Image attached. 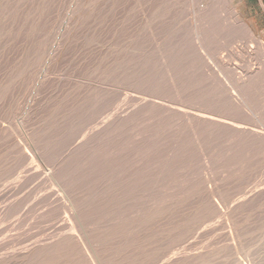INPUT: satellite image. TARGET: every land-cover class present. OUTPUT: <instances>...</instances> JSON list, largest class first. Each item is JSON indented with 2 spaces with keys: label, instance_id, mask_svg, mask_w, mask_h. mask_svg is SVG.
<instances>
[{
  "label": "bare ground",
  "instance_id": "obj_1",
  "mask_svg": "<svg viewBox=\"0 0 264 264\" xmlns=\"http://www.w3.org/2000/svg\"><path fill=\"white\" fill-rule=\"evenodd\" d=\"M101 1H98V2H101ZM198 1H200V0H198ZM229 1L223 0V2H222L223 8H221L222 11L225 10L226 8H228L229 11L227 13L228 14L227 18L230 19L229 24L227 23V21L225 22L226 19H224V17H222V19L219 20L220 19L219 13H222V12H220L221 6L218 7L220 9L219 10L217 7H215V4H214L213 6L215 8L214 7H212V8H213V10H216V8H217L218 9L217 13H216V11L213 14V13H210L209 10H202L203 12L200 14L199 18H197V21L195 20L193 22L191 21L192 23L190 22V26H192L191 27L192 34H189L190 30H189V32H187L188 30L185 31L189 35H191L190 38H189V35L187 36V34L186 35L184 34L182 36L180 35L179 38L176 40V38H177L176 36H178L179 33L177 35V33L175 34V32H176L175 31L174 32V34L176 35V36L174 35L175 41H173L171 43L170 41H168L169 40V37H168L167 41L169 42V45H167L166 48H164L165 46L161 48L157 44H154V43H156V42H153L154 39H153V41L152 40L149 41L151 39L150 37H149L150 39L148 38V40L145 39V42L149 41L147 44L145 43L146 45L141 43L143 41L140 42L139 39L141 36L139 35V37L137 36L139 38V39L137 38V44L140 42V44L144 45L143 48H139V49H141V50H139L136 47V45H134V47L139 50V51H137L134 47L131 48L132 46H128L131 48V50L133 49L132 51H134V53H136L135 50L137 52H139L138 53L139 56H137L136 55L137 53H136L135 54L136 60L134 59V56L132 58L133 62L131 60H129V65L126 66L127 67L126 69H128V68L129 69L126 71V75L124 74L125 77L124 76L123 77L125 78V81L128 83V87L129 86L130 87L131 86L141 87L140 92H139V90H137L138 94L137 93H134V94L140 95V93H141L143 97H140V96H137L134 94H130L131 93L130 92L129 94L127 93L128 95L125 94V96H124L125 98L123 96H121V98L123 97L122 100L123 99L124 100L122 103L119 102V101H122L120 99V93L116 92L117 88L114 89L112 87H113L114 83L118 84V81L120 80V78L122 76L121 77H119V75L116 76L117 73L120 72V71L116 70L117 68L114 71L115 73L111 72V70L115 67V65L113 67L111 65V62L109 63L110 60L109 61L107 60L109 64L106 63L107 61L105 58L104 61H106V62L105 63L103 62V63L107 64L108 66L111 65L113 67V68L111 67L112 69L110 68L111 69L110 71H108L109 68L106 69L107 70L106 72L107 73L111 72L112 75L114 76V79H115V77H117V78L119 77L118 78L119 80L118 79H117L118 81L116 80L117 82L113 81L114 83H113V85H111L112 86L111 89L109 88L111 92L110 91L108 92L105 89L106 93L107 92H108V94L110 93V97L108 98V100L110 99L109 101H111V105H113V106H110V105L105 106V107L100 106V108L102 110L105 109L106 107H108L107 111H109V112L111 111L109 109H113L112 112L109 113L110 115L107 114L108 116H104L107 112L106 111L107 108H106L105 113H103L104 115L102 116L105 118L102 119L98 123V125H97V123L94 122L96 127H93V129L90 132L86 133L85 135L82 133V135H84V136L81 138L80 141H78L76 139L78 141V144H77V146H75V148H74V146H72L73 149L70 148L71 138L68 137L69 138V141H68L69 145L67 144V142L63 143V145L67 144L70 149L67 148V146H66L65 149H67V150L65 151V154H64L65 149L62 147V144H61L60 147H61V149L63 148L64 150H60V147L58 149H59V152L63 151L62 154H64V155H61V153H60L59 156L56 155L55 158H53V162L52 163L50 162L51 164L48 162V164H50L49 165L50 167L52 165V169H48V168L45 169L44 168L46 171L48 170L46 172V171H43V169H41L39 165L33 166L32 163H29V164L26 163L27 166L25 165V167L22 171L23 174L22 175L19 174L21 176H19V177L16 176L17 178L14 181L11 180L12 182H10V179H11V177H10L9 180L7 179V181H9L10 183L6 181V183H8V184H6L5 181L2 182V183L6 184L5 186H3L4 187L3 192H5V190L10 189L9 192L13 191L14 194H15V192L20 190L24 185H26L30 181H32V186H30L31 183L29 185H27L28 187L30 186V188H28V190L26 189V187H24V191H25V189L27 190L25 193H24V191L20 190L24 193L22 196L16 197V196L11 195L12 197H16V198L9 201L5 205L4 208L0 207V209H1L0 219H3V220L10 219L11 220L8 224H6L0 228V235L3 234L2 238L0 236V264H107L105 262V259L107 257H109L110 255H107V257H106L103 249L105 251L107 250V252L110 253L108 250L111 247H109V248L107 247V249L102 248L104 246L102 241H105V242L108 241V242H110L109 244H112V245L114 242L115 247L117 244H120V245L125 244V242L129 241L130 238L132 239V237L134 235L135 236L138 235L137 233H140V232L142 233V231H140L142 228L141 227L142 225L144 226V229L148 227V226L146 227L144 225L146 223V222L143 223L144 219H149L150 221L155 220V219H153V216L155 215V213L157 214L160 212V211L157 212V210L159 209L157 206L164 207V206H161V205L165 204V202H163V201H162L161 205H158L159 201L161 200V195L163 194L162 191H160V190H164V189H159L161 187V185H159L160 183L157 182V178L160 176V175L158 176V173L165 172L164 169L170 170L169 169L170 165L173 163V161H175V159L177 157L179 158V156L176 155L177 153L180 154L181 152H185L191 147H193L192 148L193 150L195 149V147L197 145L192 144V143L191 144L194 145L195 147L190 146L188 148V146H187V148H188V149L186 148L187 150H185L186 146H184V148L182 147V145L186 143L185 140H186L187 136H190V137H187V139L188 138L190 139V142L193 139H194L193 141H196L199 139L200 142L202 141V143H205L206 142V141L204 142L205 139L204 140H202V139L208 133L211 136L212 135H219V134H221V136H222L224 134L225 136H229L231 138L230 141L232 142V147L229 145V143L227 144L226 147H228V145L230 146V149H228V150H230V152L233 153V156H235V158L239 156V154L236 155V153H238L240 150H241L240 152L243 151L242 150L243 147H240L242 145L247 146V149H245V151H246V153L244 155L245 157L247 156L249 158L250 154H255L256 152H259L262 155H264V130H257V128H254V127H256V125L259 124V123L255 124L253 126V123L257 122L255 118H254L255 122L254 121H253V123H251L252 121L250 122V119H252V117H253L252 115L250 117V112H253L254 109H257L256 111L258 112V109H260V108H258L257 105H259V100L262 99V98L259 99V97L264 96V61L262 63V66L259 67V71H256L254 69V67L252 68L253 65H248L247 68L244 67V69H245L244 74H239V75L236 73V71L234 69L235 66L232 67L233 66L232 65L230 67L228 65L230 62L234 63L233 62L234 59H238V58L242 59L243 58L244 61L249 60V62H250L249 58L252 56L254 58V55L260 54L259 56H261V55L263 56L264 55V41H260V40L258 41L255 38L253 32H251L248 25L241 19V17H236V12L234 10H232L234 8H231L232 6L231 7L229 6ZM104 2L105 1L103 0L102 3H104ZM97 3H95V4H97ZM207 4H208V2H207ZM218 4H220V3H218ZM145 7H147V6H145ZM213 10L212 11L210 10V11L213 12ZM183 11H185V9H183ZM143 13H144L143 15H145L144 20H146L147 22L149 21V18L151 19L152 16L156 18V16L148 14V12L147 13L143 12ZM198 13H200V12H198ZM224 15H226V14H224ZM135 16H136V14H135ZM140 18H141V16H140ZM184 18L187 19V17H184ZM225 18H226V16H225ZM132 19H130V20H132ZM152 19L154 21H156L154 18H152ZM123 21L126 22L125 19ZM149 24H151V23H149ZM178 25H180V24H178ZM141 26H139V28H138V26L136 25V27L138 29H141L140 28ZM144 26H146L145 23H144ZM158 26H159V24H158ZM165 26H167V25H165ZM136 27H134V28H136ZM153 27H151V28H153ZM186 27H185V29H186ZM127 28H128V26H127ZM144 28L145 27H143V29ZM179 29L181 30V27ZM229 29H231V33L229 32L231 35H232V32L235 33L237 30H240L239 35H241V36L243 34L242 32H244V34L247 36V39L245 42H247L248 40H251L252 42L253 41L257 42L258 46H259V51L246 50L247 48L243 49L245 47H243L241 51H238V48H237V50H235L230 45V42H231V39H230L229 45H230V47L233 48L232 50H234V51H231L230 56H226L225 54H224V56L228 57V58L230 57L232 61L229 59L230 62L227 63L228 61L225 62L221 59L218 60L217 57H218V55H220L219 53L221 51V49H220L221 47H219L217 45V42L222 43L220 41L219 37L223 36V35L225 36L224 33H226V31L228 32ZM145 30H147V29H145ZM137 31H139V30H137ZM141 31L142 30H140L139 32H141ZM143 31L141 33H143ZM177 31H179V30L177 29ZM134 32H135V30H134ZM134 32L131 33V34H133V36L135 35ZM121 33H123V32L121 31ZM229 33L228 34L226 33V35H227L226 37H228ZM129 34H130V31H129ZM149 34L147 33V35H149ZM244 34L241 37L242 40L244 37L246 38V36ZM130 35L128 37L126 36L127 39L129 37H132ZM143 35H145V34H143ZM143 35H142L141 40H143L145 37V36L143 37ZM122 36L120 35V37H122ZM162 36H163V34H162ZM232 37H234V36H232ZM133 38H135V37H133ZM160 38H163V37H160ZM229 38H227V39H229ZM129 39H131V41L133 40L132 38H129ZM222 39L224 40L225 38L222 37ZM242 40H240V42H244ZM134 41L136 43V40H134ZM157 41H159V40H157ZM233 41L234 40H232V43H234ZM126 42L128 43V41H126ZM127 43H125V44H127ZM238 44H239V42H238ZM127 45L123 47L122 51H119V55L121 52L124 51L125 47L128 48ZM131 45H133V43ZM117 46L118 45H116V47ZM120 46H118L117 49L113 47L114 48L113 50L114 51L121 50V49H119ZM137 46H139V45H137ZM245 46H247V45H245ZM110 47L112 48V46H110ZM128 51H129V49H128ZM130 51L128 52V54L133 53V52L130 53ZM112 53H110L111 56H109V57L106 56V57L108 59L111 58ZM115 53L116 52H114V55H116ZM124 55H126V54H124V52H123V58H121V59L126 61V58L124 59ZM227 55H229V53ZM34 56H37V53ZM221 56H223V55H221ZM125 57H127V56H125ZM130 58L131 57H129L128 59H130ZM114 59H115V57L113 58V60ZM239 59H238V61H239ZM118 60L120 61V63H119V65H120L122 60H120V59H118ZM130 61H131V64H130ZM210 61H213V63H210ZM242 61H241V63H242ZM126 63H127V61L125 62V64ZM245 63L249 64L248 62H244L243 66H245ZM25 64H27V62ZM117 64H118V62H117ZM107 65H105L104 67H106ZM236 65H238V63ZM26 66L27 65H25V68H27ZM28 69H30L29 65H28ZM28 69H25V70L21 69V70L26 72ZM33 69H32V71H33ZM99 69L103 70L105 68L100 67ZM126 69H122V71L126 70ZM97 70H98V68H97ZM32 71H30V72H32ZM95 71H96V69H95ZM98 71H100V70H98ZM116 71H118V72L116 73ZM96 72H95V75H96ZM123 72H125V71H123ZM237 72L239 73V71H237ZM107 73H106V76H108ZM111 73H109V74L111 75ZM26 74H28V71L26 72ZM97 74L100 75L101 73L99 74V72H98ZM24 75H25V73H24ZM103 75H104L103 73H102V75H100L101 78H103L105 76V75L104 76ZM106 76L104 77L103 80H106ZM113 76H110V77H113ZM89 77L90 76H88V78ZM91 77L92 78H90V79H92V80L95 79L93 75ZM110 77H108V78H109V80L111 79V81H109L108 78H107V80H108V82H110L109 84H112V78H110ZM85 78L88 79L87 77H85ZM98 78H99V76H98ZM81 79L83 80V77ZM82 80L80 82H82ZM103 80L101 82H103ZM77 81H79V80H77ZM84 81L86 82V80H84ZM98 81H100V78ZM80 82H78V84ZM119 82H120V84H119L120 87H122L124 82L122 83L121 80ZM96 83H98V82H96ZM121 83H122V86H121ZM83 84H85V83H83ZM99 84L101 85V83H99ZM85 85H88L87 82ZM78 86L79 85H77L76 88H78ZM91 86L94 87V85H91ZM102 86L105 87L106 84L102 85ZM108 86H110V85H108ZM124 86L125 87H122V88H125V89L128 88L126 85H124ZM81 87H82V84H81ZM87 88H88V86H87ZM96 88H97V86H96ZM96 88L95 89L93 88V89L96 90ZM83 89H84V87H83ZM89 89H91V87ZM89 89L86 91H89L92 93V89L91 90H89ZM80 90H82V88H80ZM123 90L124 89H122L121 91H123ZM127 90L132 91V89H127ZM73 91L75 92L76 89ZM82 91L84 92L85 90H82ZM82 91H81V94H82ZM96 91H98V90H96ZM99 91H100V93L99 92L98 93L101 94V90H99ZM134 91L136 92V90H134ZM75 93H74V95H75ZM77 93H79V92H77ZM85 93H83V96ZM102 93H103V91H102ZM262 93H263V95H262ZM88 94H86V95H88ZM122 94L123 93L121 92V95ZM92 95L95 96L94 94H92ZM96 96H97V94H96ZM68 97L74 98L73 96H68ZM78 97L76 99L74 98V101L76 100V102H77V100L80 99ZM80 97H82V95ZM103 97H105V96L103 95ZM86 98H84L86 101L90 100V102L92 103L98 97L97 98L95 97L93 101H91V97L89 99L87 98L88 100ZM118 98H119V101H117ZM80 101L83 102L82 100H80ZM96 101L97 102L101 101V98H98ZM103 101L104 100H102L101 104H104ZM35 102H36V100H35ZM95 102H93V103L95 104ZM116 102L117 103L119 102L121 104H119V105L116 104L117 106L115 107L114 104ZM33 103H34V101H33ZM78 103H79V101H78ZM83 103H79V105H81L83 107L88 105V104L82 105ZM86 103H88V102H86ZM98 104H99V102H98ZM98 104H95V106ZM105 104L107 105V103H105ZM33 105L35 106L37 104L35 103ZM63 105H64V103L62 105H60L61 108L59 107L61 110H62ZM68 105H70V104H68ZM76 105H78V104H76ZM92 106H93V104H91L90 107L92 108ZM69 108H70V106H69ZM91 108H90V113L92 115L91 114L90 115L93 116L94 112H91L92 111ZM64 109H66V107ZM101 109L100 110L96 109V110H99V112H101ZM13 110L15 113V109H13ZM93 110H94V108H93ZM72 111L73 110H71V112ZM61 112L63 113L64 110ZM69 112L70 111L66 110L64 112V114L66 113V115H67V114H69ZM71 112H70V114H71ZM99 112H98V114H99ZM9 113L10 112L8 111V114ZM64 114H62V115H64ZM86 114H87V117H85L84 119L87 118L88 120L86 119L87 121H85V122L83 120L82 124H80L81 120H79L76 117L77 115L73 116V117H76L78 119V122H80V123H77V124H80L81 126H83V130L85 129V127H89L88 125L90 123L93 124L92 122L94 119H95L94 121H96V119H97L96 116H94L96 118L91 117V119H89L88 118V112ZM95 114L97 115V113H95ZM253 114H254V112H253ZM255 114L258 115V117H257V120L259 119L258 122H260L261 124H264V103L262 104V109L260 110L259 114H257V113H255ZM66 115H64V117ZM84 115H82V116L84 117ZM99 115H102V114H99ZM12 116L14 118V115H12ZM25 116H26V114H25ZM29 116H26V117L28 118ZM31 116H32V118L35 117L33 115H31ZM82 116H80V117H82ZM8 117H9V115H8ZM26 117H24L23 119H25ZM37 117H38V115H37ZM49 117H48V119H49ZM1 118L4 119L3 115L1 116ZM1 118H0V121H1ZM10 118H11V116H10ZM44 118L45 117H43V119ZM76 118H73V120H76ZM39 119H41V117H39ZM52 119L56 121V119H54V117L51 118V120L50 119L49 120L51 122H53ZM81 119H83V118H81ZM100 119L101 118H99V120ZM4 120H2L1 123H3ZM46 120H47V117H46ZM73 120H71V122H74ZM26 121H28V120H26ZM33 121H35V120H33ZM57 121H59V119H57ZM38 122H39V120H38ZM38 122H36V123L39 124ZM71 122H69V125H67L68 123L66 121V123H67L66 126H72ZM97 122H98V119H97ZM25 123L28 124L31 122H25ZM62 123L64 126L65 125L64 121ZM23 124H24L23 122H20L21 126L26 125V124H24V125ZM34 124H35V122H34ZM91 124H90V126H91ZM1 125H4V124H1ZM17 125H19V124H17ZM54 125H52L50 127H54ZM56 125L58 126L59 124H56ZM60 125H61V127H63L61 123H60ZM60 125H59V129L61 128ZM27 126H29V125H27ZM31 126L34 127V125H31ZM92 126H94V125H92ZM9 127H11V126H9ZM40 127H37L38 128L37 130L35 129V131L36 132L38 131L39 134L41 133V131H39ZM50 127H48V129L46 127L45 128L48 131ZM91 127H89V129H91ZM5 128H6V126H5ZM5 128H4L5 131L2 129L3 132H6ZM15 128H17V127H15ZM24 128H23V130H24ZM43 128H42V130H43ZM65 128L67 130V127H65ZM65 128L63 127V130ZM70 128H72V127H70ZM11 129H12V127H11ZM19 129H21V128H18V130ZM53 129H55V128H53ZM53 129L51 128V132L55 131ZM75 129H77V128H75ZM260 129H262V128H260ZM12 130H11V132H9L10 134H8L9 135L8 138H12V136H13L12 134L14 133ZM61 130L62 129H60V131ZM63 130L61 132H63ZM72 130L74 132V128ZM72 130L69 131V133H71ZM80 130H82V128H80ZM19 131H21V130H19ZM25 131H22V132L25 133ZM47 131H45V132H47ZM56 131H58V130L56 129ZM85 131H82V132H85ZM45 132H43V133H45ZM51 132H49V134L46 133L47 135L44 134V136L45 135L46 136L51 135L50 134ZM77 132L75 130L76 134L75 135L73 133L72 134L74 136H79L77 134ZM15 133H17V132H15ZM30 133L33 134V132L27 131V134H30ZM54 133L56 134V132H54ZM64 133H65V130H64ZM64 133H63V135H64ZM78 133L81 134L80 132H78ZM1 134H2V131H1ZM1 134H0V136H1ZM19 134H17V135L19 136ZM21 134H23V133H21ZM21 134H20V136H23ZM57 134H58V132H57ZM59 134L56 137L51 135L54 139H51V140L48 139V141H46V139L49 136L46 139L44 137H42L43 141L45 139L43 144L40 141H39L40 144L36 143V145L39 144L40 146L37 145V146H39L38 149H36L37 152L36 151H34V152H36L38 154V156L41 157L42 161L44 160L43 158L47 159L48 157H50V155L53 154V153L50 154L51 152H53V151H51L52 148H56L59 146L57 142L59 141L60 136H62V134L61 135H59ZM185 134H187V135L185 136ZM3 135L5 136V133ZM10 135H12V136H10ZM14 135H16V134H14ZM33 135H31L32 138H33ZM40 135L43 136L42 134H40ZM66 136H68V135H66ZM24 137L22 140L26 141ZM29 137H30V135H29ZM29 137H27V138H29ZM191 137H193L192 140H191ZM13 138H14V136H13ZM16 138H18V137L15 136V139ZM205 138H207V137H205ZM209 138H211V137L209 136ZM214 138H217V137L215 136ZM3 139L1 138L2 141H3ZM38 139H40V138L38 137ZM38 139L36 140L37 142H38ZM1 140H0V142H1ZM19 140H21V139L16 140V142H18ZM29 140L31 141V139H29ZM212 140H214V139H212ZM218 140H220V138ZM11 141H12V139H11ZM34 141L35 140L33 139V142L32 141L31 142L34 143ZM41 141H42V139H41ZM61 141H62V139H60L59 143H61ZM72 141H74V140H71V142ZM214 141L217 142L216 140H214ZM62 142H64V141H62ZM213 142H211V145ZM2 143L3 142H1V146H4V145H2ZM6 143L10 145L9 141H6ZM29 143H27V144L24 143V144H26V146L28 145L27 147L29 148ZM55 143L57 144V146L53 147ZM187 143H189V142H187ZM20 144L21 143L18 144L20 146L19 148L22 149L24 145L21 146ZM15 145H16V143H15ZM15 145H13L11 147L9 146V147L12 148ZM34 145H35V143H34ZM188 145H190V144H188ZM199 145L202 146L204 144L200 143ZM206 145H205V147H206ZM7 146L8 145H6V147ZM37 146H35V147L37 148ZM35 147H34V149H35ZM205 147H202V149ZM212 147H213V145H212ZM28 148L25 149V147H24V149H22V150L28 151ZM198 148H197V150H198ZM219 148H221V147H219ZM223 148L221 150H223ZM206 149H207V147L205 148V152H206ZM1 150L3 151V148ZM7 150L8 149L6 148V150H5L6 153H4V154L1 153L2 151L0 152L2 154L1 158L4 157V155L6 156V154H8L7 152L9 150L8 151ZM10 150L12 151V149H10ZM29 150H31L30 152L32 153V156H33L34 152H32V149H29ZM55 150H57V148ZM211 150L209 149V152H211ZM27 151H25V152H27ZM224 151H226V150H224ZM20 152L21 151H19L18 154H20ZM57 152H58V150H57ZM196 152L195 153L192 152L195 154V155L193 154L194 155L193 157L196 156ZM200 152L202 153V150ZM200 152H199V154H200ZM215 152H216V150L214 151V153ZM223 153H225V152H223ZM11 154H12V152H11ZM25 154H27V153H24V156H22L23 158H21V155H23V152H22L19 160L23 159L26 162L27 161L26 159L28 157H30L31 155L29 153V156L27 157L28 154L26 156H25ZM183 154L186 155V159H187L191 155V151L188 152L189 155L187 153L186 154L183 153ZM229 154L232 155L231 153H229ZM257 154H255V156H253V158H257V156H256ZM13 155H15L14 152H13ZM198 155L196 156V159H197L196 161H193L195 159L193 157H190L191 159L193 158L192 161L194 162V164H191V165L195 166L197 164V163L195 164V162H199L200 157H198ZM204 155L205 154H201L202 157ZM180 156L183 157L182 155H180ZM209 156H210V154H209ZM209 156L207 158H209ZM221 156H223L222 153H221ZM241 156H242V154H241ZM244 156H242L243 159H244ZM16 157H14V159H16ZM37 157H36V159H38ZM181 157H180L181 161H182V159L184 161L185 158H181ZM210 157H212V156H210ZM247 157L245 159H247ZM258 157H260V154L258 155ZM1 158H0V163L6 161L5 160L6 158H3V160ZM223 158H226V157H223ZM227 158H229V157L227 156ZM230 158H231V160L233 158V162H234V160L236 162V159H234V157L230 156ZM32 159H31V161H29V160L28 161L32 162ZM46 159L44 160L45 162H46ZM180 159H178L177 162H179ZM186 159H185V162L187 161ZM191 159H190V161H191ZM252 159H250V160H252ZM11 160H12L13 164H14V162L17 163L19 161V160L17 161V160L10 159V161ZM23 160L20 161V163L22 162V165H23V163H25V162H23ZM34 160H33V162H34ZM50 160H52V159H50ZM217 160H219V159H217ZM35 161L37 162V160H35ZM39 161H40V159H39ZM190 161H188V162H190ZM203 161H205V160H203ZM224 161H226V159L223 160V163H224ZM12 162H11V164H12ZM36 162H34V163H36ZM200 162H201V160H200ZM205 162H201L202 163L201 165L199 163L197 164L198 166H200V168H197V165H196V168L194 169V167L189 166L190 164L188 165V163H187V167L188 166L191 167L192 171L193 170L196 171V169H197V171L199 170V172H200V169H202V167H203L202 165H207V163H205ZM210 162H208V163H210ZM238 162H239V160H238ZM238 162H236L237 164L233 163L234 165L232 163H229V166H235V165L243 166L245 164V161H244V164H241V163L238 164ZM182 163H184V162H182ZM203 163H205V164H203ZM38 164H40V163H38ZM179 164H177L178 167L180 166ZM211 164H213V163H211ZM225 164L224 165L227 167L228 162L226 161ZM230 164H232V165H230ZM3 165H0V166L3 167ZM249 165L250 164H248V166ZM19 166H21V164H19ZM210 166H212V165H210ZM187 167L185 170H187ZM205 167H203V168H205ZM213 167H215V164H213ZM226 167H224V168H226ZM3 168H5V167H3ZM176 168H175V170H177ZM181 168H183V166L180 167V169L178 171H176V172L180 171L179 173H177L179 175H180V173H182ZM245 168H246V166H245ZM2 170L3 169L0 170V173ZM167 170H166V172H168ZM171 170L175 171L174 169H171ZM185 170L183 171L184 172L183 174H186ZM188 170H189V168H188ZM173 171H171V172H173ZM192 171H190V172L192 173ZM201 171H203V169ZM190 172H189V176L194 174V173L191 174ZM209 172L207 174H211V170H209ZM2 173H5V172L2 171ZM195 173H197V174L193 175L194 178H195V175L201 174V173L198 174V172H195ZM165 174L166 173H164V175ZM168 174H169V172H168ZM183 174H182V176H183ZM207 174H206V178L208 177ZM229 174H231V173H229ZM6 175H7L6 173H5V175L4 174L2 175L3 176L2 180H4L3 178ZM231 175L235 176V174H231ZM173 176H175V175L173 174ZM189 176H188V178H186L187 179L186 182H188V179L191 178V177L189 178ZM202 176H203V174H202ZM213 176H214V174H213ZM196 178H198V180H199V176L198 177L196 176ZM215 178L217 179V177H215ZM218 178H220V177H218ZM225 178H227V177H225ZM237 178H238V176H237ZM222 179L223 178L221 177L220 181L225 183L226 179H225V181H222ZM2 180H0V182ZM168 180L170 181V184H171V180L170 179H168ZM168 180L166 182H168ZM190 180H192V179H190ZM202 180H204V179H202ZM194 181H197V180L195 179ZM210 181H211V179H210ZM210 181H209V183H210ZM190 182H192V181H190ZM212 182H211V184L213 185L214 189H217V187H216L217 185H218V187L220 186L218 183L216 184V182H215V185H214L213 184L214 182L213 183ZM161 183H162V181H161ZM174 183H175V181H174ZM199 183H197L198 186H199ZM157 184L160 187H158ZM211 184H209V185H211ZM171 185H173V184H171ZM174 185H176V183ZM174 185H173V189L175 187ZM49 186H52V188H50ZM176 186L178 187V185H176ZM177 187H175V189ZM194 187H196V185H194ZM204 187L207 188L208 185L207 186L205 185ZM209 187H211V186H209ZM178 188H180V187H178ZM202 188H203V185H202ZM223 188H225V187H223ZM223 188H221V189H223ZM11 189H12V191H11ZM175 189L173 190L174 193L177 191V189H176V191H175ZM190 189H192V188L190 187ZM198 189L200 190L199 187H198ZM221 189L219 192H221ZM158 190L162 193L161 195L158 194V192H159ZM196 190H197V188H196ZM207 190H205V195H206ZM213 191H216V190H213ZM3 192L1 194H3V195L6 194ZM9 192H7V193L9 194ZM166 192L164 194H166V196H167ZM201 192H199V191L196 192L198 194L196 196H200ZM219 192H217L218 196H219ZM223 192H224L225 196L230 194L227 192H226L227 194H225V190H223ZM19 193H21V192H19ZM19 193H17V194H19ZM178 193H177L176 197L179 199L180 196L178 197V195H179ZM211 193H214V192H211ZM1 194H0V196H1ZM183 194L185 195L186 193L184 192ZM203 194H202V196H203ZM217 194H215V195L217 196ZM211 195L209 193V196H211ZM181 196H183V195H181ZM225 196H223V198ZM3 197L1 196V201H2V199L7 198L6 196L4 198ZM9 197H8V199H10ZM163 197H165V196L163 195ZM191 197H190V199H191ZM204 197H207V196H204ZM28 198H30V201H29V203L27 202L28 204L25 206L24 203H25L26 199H28ZM170 198H172V197H169V199ZM186 198H187V200L189 199L188 196H186ZM211 198L213 199L214 197L211 196ZM164 199L165 198H162V200H164ZM169 199H168V201L167 200H165V201L168 203ZM173 199H174V196H173ZM181 199L180 200L176 199L178 201V203H176V202L175 203L177 205L181 204L182 203V202L180 203V201H182ZM203 199H206V198H203ZM212 199H210V200H212ZM219 199H218V201H219ZM224 199L229 202L232 198L230 197L229 198L230 200H227V198L225 197ZM171 201H175V199L174 200L171 199ZM171 201H170V203H171ZM216 201H217V199H216ZM224 201H223V203L225 205L226 201L225 202ZM198 202H200V201H198ZM232 202H229V203H231V205L233 206L234 204H232ZM167 203L165 204V207H166V205L169 206V204H170V203L169 204H167ZM173 203L174 202H172V206H174V204H175V203L174 204ZM187 203H188V201H187ZM187 203H185V204H187ZM189 203L191 205V200L189 201ZM192 203H193V198H192ZM213 203L216 204L217 202L213 201ZM221 203H222V200H221ZM201 204H202V202H201ZM201 204L199 203L198 205L200 206ZM206 204H204V205L206 206ZM209 204L212 205L211 203H209ZM218 204H220V202H218ZM226 204H228V203H226ZM23 205L25 208L21 211ZM190 205H189V208H190ZM196 205H195V207H196ZM178 206H180V205H178ZM182 206H184V204ZM202 206H203V204H202ZM169 207H171V205ZM186 207H187V205H186ZM207 207L209 208L210 206L207 205ZM221 207L224 208L223 206H221ZM225 207L231 208L230 205H229V207L228 206H225ZM187 208H184V209H187ZM198 208H197L198 210H201V212H203L202 209H204V206L201 209H200V207H198ZM219 208H220V206H219ZM230 208H229V210H231ZM39 209H42V210L40 211ZM171 209L173 210V208H171ZM214 209H217V207ZM38 210H39V212H38ZM172 210L170 211V208L168 210L166 208V211H168V212H172ZM192 210H194V209L192 208ZM226 210L227 211H224V213L222 212V214H226L227 217L229 215L232 216L231 212H233L234 210L233 211L231 210V212H229L228 209H226ZM162 211H163V209L161 210V212ZM195 211H196V209H195ZM161 212H160V214L157 215L158 217L161 215ZM194 212H193V214H194ZM174 213L175 212H173L172 214L173 215L177 214V212L175 214ZM200 213H199V215H200ZM62 214L65 216H63V218H58V217H61L60 215H62ZM167 214H165V215L163 214L162 216L165 217ZM184 214L185 213L183 212V214H181V215H184ZM203 214H201L200 216H202ZM210 214L212 216L211 210H210ZM220 214H221V212H220ZM14 215H16V217L12 218L13 219L12 220L11 217H14ZM189 215H191V213ZM195 215H197V214H195ZM27 216H31L33 218L31 223L28 219L26 220V222L29 221V224H32V225L38 224V222H44V221L47 222V220H49V221L54 220L55 221V219L57 221L59 219L58 222L55 221L57 224L54 222L55 223L54 227L51 226L53 228L52 230H54V228H55V231H57L58 233L55 235H51L50 237H46L43 235L40 238L34 239V240H32V236H31V241H30V237L25 238L23 233H21V231L19 230L20 228L18 229L20 232H18V231L13 232L15 230V227L17 225H19L23 219L25 220V218ZM177 216L178 215H176V217ZM179 216H180V214H179ZM179 216H178V219H180V220L181 219L183 220L185 217V216H180L181 217L180 218ZM204 216L206 217V215H204ZM158 217H156V218H158ZM164 217H162V218H164ZM167 217H168V215H167ZM167 217H166V219H167ZM169 218H171V217H169ZM172 218L174 219V217H172ZM202 218L199 217V221ZM228 218L231 219L232 217H228ZM160 219H161V217H160ZM160 219H159V221H162ZM173 219H170V222ZM192 219H190V220H192ZM49 221H48V223H49ZM174 221H173V223H174ZM176 221L178 223V220H176ZM195 221H198V220H195ZM155 222H158V221H155ZM167 222H168L167 220H166V224L165 223L162 224V222L161 223L159 222L161 226L159 225V223H158V225L160 227H163L162 229H164L165 227L169 228V224L167 227ZM188 222H189V220H188ZM192 222H194V221L192 220ZM148 223H149V221H148ZM152 223H153V221H152ZM152 223H150V224H152ZM154 223H153V225H154ZM183 223H185V222H183ZM26 224H28V222L25 223V225ZM179 224H180V221H179ZM189 224H193V223L189 222ZM155 225H156V223H155ZM183 225H187V224H181V226H183ZM29 226H31V225H29ZM40 226H38L36 228V230H38V228ZM49 226L50 225H48L47 227H49ZM159 226H156L157 229ZM31 227L34 230V226H31ZM51 227H49V228H51ZM170 227H171V229L169 231H168V229L166 230V228H165V230L169 233H170V231H174V229L172 228L173 226H170ZM41 228L43 229L42 226H41ZM150 228H151V226H149L147 228L148 230L145 229L147 234H150V231H151V230L149 231ZM176 229L177 228H175V230ZM179 229H177L178 232H179ZM28 230L30 231L31 229L29 228ZM165 230L163 232H165ZM7 231H9V233H6ZM35 231H33V232H35ZM148 231H149V233H148ZM36 232H35V234H36ZM42 232H45V231H42ZM153 232H155L154 234H156V232H158V230L157 231L155 230ZM167 232H166V235L169 234ZM37 233H39V230ZM158 233H160V231ZM175 233H177V232H175ZM142 234H140V235H142ZM154 234L151 233V235H154ZM173 234L174 233H172V235ZM39 235H41V234H39ZM143 235H145V234H143ZM135 236H134V238H135ZM161 236H162V234H161ZM140 238H141V236H140ZM140 238H138V239H140ZM145 238H146V236H144V239ZM150 238H151V236H150ZM154 238H156V236H154ZM154 238H151V239L154 240ZM142 239H143V236H142ZM160 239H162V238H160ZM165 239H166V236H165ZM174 239L175 238L173 235V240ZM233 240H234V236H233ZM135 241H137V240L134 239V242ZM26 242H28V243H26ZM101 242L103 244V246L101 247L102 249H100ZM108 242H106V243H108ZM132 242H133V240H131V243ZM134 242L132 244H133V246H136L137 242H139V241H137L136 244H134ZM154 243H155V241H154ZM17 244H21L22 247H20L19 245H18L19 248H17V246L15 247V245H17ZM151 244H152V242H151ZM155 245L157 246L158 244H155ZM168 245H167V247H168ZM129 246H131V245H129ZM137 246H139V244H137ZM169 247L171 248V246H169ZM112 248H113V250H115L114 247H112ZM112 248L110 250H112ZM121 248H122V246H121ZM141 248H143L142 245H141ZM141 248H139V249H141ZM147 248H149V247H147ZM158 248H160L162 250V248L159 247V245H158ZM158 248L155 247L157 252H155V251H153V252H155L157 254L159 252V254H160V251L157 250ZM117 249L120 250L119 248H117ZM165 249H163V250H165ZM149 250H147V251H149ZM166 250L168 251V249H166ZM134 251L137 252L139 250H138V248H137V250L135 248ZM145 251H146V249H145ZM147 251H146V255L149 256V254H152V252H151L152 250L148 254H147ZM111 252H114V251H111ZM139 252H141V251H139ZM161 252H162L161 254H163V251H161ZM122 253L123 252H121L120 254H122ZM114 254H113V256H114ZM120 254L117 253L116 255L118 256ZM131 254H129V255H131ZM137 254L139 255L138 252L136 253V255ZM129 255L126 254L125 255L126 257L124 256L125 260L127 259V256H129ZM113 256H111V257H113ZM131 256H133V254ZM139 256H138V258H139ZM142 256H140V257H142ZM148 256H147V258H148ZM115 257L113 259L112 258L111 259L108 258V259L110 260V262H112L111 260L114 261ZM144 257H146V256L144 255L142 257V259L144 262H146L147 258L145 261ZM153 257H154V255L152 254V259H149V258L148 259L154 262ZM159 257H161L159 260H158V257H156V256H155V259L157 258V261H160V264H176L177 262H179V263L181 262L180 264H187V262H188V256H184V257H180V258H174L171 255H168L165 253L163 256L160 255ZM138 258H136V259L138 260ZM120 260H121V257H120ZM127 260L129 262L130 256H129V259H127ZM117 261H115V262H117ZM126 261H124V262H126ZM120 262L118 261L117 263H120ZM124 262H121V264H123ZM150 262L148 261L149 264H150ZM129 263L131 264L132 262H129ZM129 263H127V264H129ZM137 263H138V261H137ZM154 263H156V262H154ZM193 263L195 264V262H193ZM141 264H143V263H141ZM238 264H240V262Z\"/></svg>",
  "mask_w": 264,
  "mask_h": 264
},
{
  "label": "rangeland",
  "instance_id": "obj_2",
  "mask_svg": "<svg viewBox=\"0 0 264 264\" xmlns=\"http://www.w3.org/2000/svg\"><path fill=\"white\" fill-rule=\"evenodd\" d=\"M98 1H101V0H0V118L3 115V117L5 119L4 120L3 118H1V121L4 120L3 123H1V121H0V126H1L0 127V134H1V131H2L1 136L5 133V136L4 135L2 137L0 136L2 139L3 138L5 139V140L3 139V141H2L1 138H0L1 142L4 143V144L2 143V145H4V146H1V142H0V146L3 148V151H2L1 150L2 148L0 147V152L2 151L1 153L4 154V153H6L5 152L6 148L9 150V151L7 150L8 154H6V156L4 155V157H2V158H1L2 154L0 153V158L2 160H3V158H6L5 159L6 161L0 163V165H3L5 163L3 165V167H5V168L0 166V170L3 169L2 171L7 174L3 178L4 180H2V177H3L2 175L3 174L5 175V173H2V171H1L2 174L0 173V175H1L0 176V180H2L0 182V194L4 191V187L3 186L8 184V183H6L7 179L9 180V178L11 177L10 182H12L11 180L14 181L17 178L16 176L19 177V176H21L23 174L22 171H23L26 163L27 164L32 163L33 166L39 165L40 168L43 169V171H46L45 170L46 168L52 169V165H51V167L49 165L53 162V158H55L56 155L59 156L60 153H61V155H64L65 151L67 150V149H65L66 146H67V148H69V146H68L69 145V143H68L69 138H71V140H74L72 142L70 140V143H71L70 144V148H72V146H74V148H75V146H77V144H78V141H80L81 138L86 133L90 132L93 129V127H96L95 123H97V125H98V123L102 119L105 118V117H102V116L104 115L103 113H105V109L107 108L106 111L108 110V107L103 109L104 110L103 111L100 108V106H102V107L103 106L105 107V106H108V105L113 106V105H111V101H109L110 99L108 100V98L110 97V93L108 94V92L110 91V89L112 87L111 85H113V83H114L113 81H116L119 77L122 76L120 78V80L122 81V83L123 82L124 83H123V86H122V83H121V86L125 87L124 85H126L128 87V83L125 81V78H124L125 75H126V71L129 69V68L126 69L127 68L126 66L129 65V60H131L133 62V60H132L133 56H134V59L136 58V55L139 56L138 55L139 52H137V51L141 50L139 48H143V46H144L143 44H145V43L147 44L149 41H151V40L153 41V39H154L153 42H156L154 44H157L161 48L164 47V46H165L164 48H166V46L169 45L168 41H170L171 43L173 41H175L174 35L176 33H177V35L179 33L178 36L175 35L177 37L176 40L179 38L180 35L182 36L184 34L185 35L187 34V36H188L189 34H192V30H191L192 26H190V22L191 21L193 22L195 20L197 21V18H199L200 14L203 12L202 10H209L210 13L214 14L215 11H216V13L218 12L217 11L219 9L218 7L221 6L220 9L223 8L222 7L223 6L222 5L223 4L222 3L223 0H211V1L210 0H200V1H198V0H104L105 1L104 3H102L103 0L101 2H98ZM207 2H208V4H207ZM217 2L220 3V4H218ZM95 3H97V4H95ZM214 4H215V7H217L218 9L216 8V10H213L212 7H214L213 6ZM145 6H147V7H145ZM229 6L230 7L232 6L231 8H234L232 10H234L236 12V17H241V19L248 25V27L250 28L251 32H253L255 38L258 41L259 40L260 41H264V31L261 30V27H264V24L262 26H257V25L252 23V21L249 18V15L247 14V10L244 7L243 0H230L229 1ZM183 9H185V11H183ZM226 9L223 10L225 13L221 9L220 12H222V13H219V18H220L219 20H221L222 17H224V19H226L225 22L227 21V23L229 24L230 19L227 18V16H228L227 13H228L229 10H228V8H226ZM210 10L211 11L213 10V12H211ZM143 12H146V13L148 12V14L156 16L157 19L152 16L151 19L149 18L148 22L151 23V24H149L146 20H144L145 19L144 18L145 15H143L144 14ZM198 12H200V13H198ZM135 14H136V16H135ZM224 14H226V15H224ZM140 16H141V18H140ZM225 16H226V18H225ZM184 17H187V19L184 18ZM152 18H154L156 21H154ZM124 19L126 20V22L123 21ZM130 19H132V20H130ZM144 23H145L146 26H144ZM177 23L180 24V25H178ZM158 24H159V26H158ZM136 25L138 26V28H139V26L142 25L140 27L141 29H138L136 27ZM165 25H167V26H165ZM127 26H128V28H127ZM134 27H136V28H134ZM143 27H145V28L143 29ZM151 27H153V28H151ZM180 27H181V30L179 29ZM185 27H186V29H185ZM133 29L135 30V32H134ZM136 29L139 30V31L140 30H142V31L144 30V31H143V33H141L142 31L139 32ZM145 29H147V30H145ZM148 29L150 31L152 30L151 31L152 33ZM177 29L179 31H177ZM186 30H188L187 32H189V30H190L189 34L187 32H185ZM121 31L123 33H121ZM129 31H130V34L132 32H134L135 35L134 36H133V34L130 35ZM174 32H175V34H174ZM229 32L231 33V29H229L228 32L226 31L227 34ZM147 33L148 34L150 33V34L147 35ZM226 33H224L225 36L223 35V36L219 37L220 41L223 44L220 43V42H217V45L219 47H221L220 48L221 51L219 53L220 55H218L219 58L217 57L218 60L221 59V60H223L225 62L228 61L227 63H229L230 62L229 59L231 60V58L230 57L229 58L225 57L224 54L226 56H230L231 55V51H234V50H232L233 48L235 50H237V48H238V51H241L243 47H245L243 49L247 48L246 50L259 51V46H258L257 42H254V41L252 42L251 40H248L249 42L248 41L245 42L246 39H247V36L244 34V32H242V33L246 36V38L244 37L243 40L241 39L243 34L241 33L242 36L239 35L240 34V30H237L235 33L232 32V35L229 33V35L231 37L234 36L232 38L229 35H228V37H226L227 36ZM143 34H145V35H143ZM162 34H163V36H162ZM120 35L121 36L123 35L122 36L123 38L120 37ZM129 35L132 36V37H129V38H132L133 42L131 41V39H129V38H128L129 40L127 39V37ZM139 35L141 36L140 39L138 38ZM142 35H143V37L145 36L143 40H141ZM190 36L191 35H189V38H190ZM133 37H135V38H133ZM158 37L159 38L163 37V38L159 39ZM168 37H169V40H168ZM222 37H224L225 39L223 40ZM137 38L140 40V42L143 41V42H141L143 44H140L139 41H138L139 43L137 44ZM148 38L150 40L145 42V39L148 40ZM227 38H229V39H227ZM230 39H231L230 45L233 48L230 47V45H229ZM134 40H136V43H135ZM157 40H159V41H157ZM232 40H234L233 41L234 43H232ZM240 40L244 41L246 44L244 42H240ZM126 41H128L129 44ZM238 42H239V44H238ZM125 43H127L128 45L125 44ZM130 43L131 44L133 43V45H131ZM116 45H118V46L121 45L120 48H119L121 50L114 51L113 49L114 48L117 49V47H118V46L116 47ZM126 45H127V47L128 46H132L131 48H133L134 45H136V47L139 49L138 50V49H136L134 47L137 50L136 51L134 49L135 52L137 53L136 54V53H134V51H132L133 49L131 50L130 47H128V48L125 47L124 48L123 52H124V54H126V55H124V59L126 58V61H127L128 64L127 63L125 64L126 61L121 59V58H123V52H121L120 55H119V51H122L123 47L126 46ZM137 45H139L140 47L137 46ZM245 45H247V46H245ZM110 46H112V48ZM128 49H129V51L131 50L130 53L133 52L134 54L133 53L128 54V52H129ZM114 52H116L115 53L116 55H114ZM36 53H37V56H34V55H36ZM110 53H112V57L108 59L106 56H108V57L111 56ZM228 53H229V55H227ZM221 55H223L224 57L221 56ZM259 55L260 54L254 55V58H253V56L250 57L249 58L250 62H249V60L244 61L243 58L242 59L238 58L239 61L243 60L242 61L243 64L241 63V61L239 62L238 59H234L233 60L234 63L230 62L228 65L230 67L232 65H233L232 67L235 66L234 69H235V71H236V73L238 75L239 74H244V70H245L244 67L247 68L248 65H253L252 68L254 67V69L256 71H259V67L262 66V63L264 61V57H263L264 55L263 56L262 55L259 56ZM31 56L32 57L34 56V57L32 58ZM113 56L115 57L116 60L115 59L113 60V58H114ZM125 56H127V57H125ZM129 57H131V58L128 59ZM105 58H106V61L110 60L109 63L111 62V65L113 67L115 65V67L113 68L111 65L108 66L107 64H104L106 62V61H104ZM118 59L122 60L120 65H119L120 61ZM108 61L106 63H108ZM131 61H130V64H131ZM26 62H27V64H25ZM117 62H118V64H117ZM236 62L238 63V65H236L237 64ZM244 62H248L249 64L245 63V66H243ZM210 63H213V61H210ZM25 65H27L26 66L27 68H25ZM28 65H29L30 69H28ZM105 65H107L106 66L107 68L104 67ZM100 67L101 68L102 67L105 68V69H103L105 72L107 71L106 69L109 68L108 71H110L113 68L111 70V72H113V73H115L114 71L117 68L116 70H118L120 72L117 73L118 71H116L117 75L116 74L115 75L116 76L119 75V77L118 78L115 77V79H114V76L112 75L111 72H108V73L106 72L107 75H108V76H106V73L102 69H99ZM31 68L32 69L34 68L33 71H32ZM97 68L100 71H98ZM21 69H23V70L28 69L27 70L28 74H26L27 71L25 72V71H23ZM95 69H96L97 72L95 71ZM122 69H126V70H123L125 72H123ZM30 71H32V72H30ZM237 71H239V73ZM95 72H96V75H95ZM98 72H99V74L101 73L100 75H102V73H103L106 76V80H103L105 76L103 75L104 77L102 76L103 78H101V76L97 74ZM24 73H25V75H24ZM109 73H111V75ZM92 75L95 78L93 80L90 79V78H92L91 77ZM88 76H90V77L88 78ZM98 76L100 78V81H98L99 80ZM110 76H113V77H110ZM82 77H83V80L81 79ZM85 77H87L88 79H86ZM108 77L112 78V84H109L110 82H108V80H109ZM107 78H108V80H107ZM80 79L82 80V82H80L81 81ZM101 79L103 80L104 83L101 82L102 81ZM77 80H79V81H77ZM84 80H86L88 85H85L86 82ZM109 81H111V79ZM119 81H118V84L114 83L112 88H114V89L117 88L118 89V90L116 89V92L120 93V99L121 100L125 96V94L128 95L130 92H131L130 94H134V93L138 94L137 90H139V92L141 90V87H134V86L130 87L129 86L130 88L128 87L127 89H132L133 92L131 90L129 91V90L125 89V88L120 87V85H119L120 82ZM78 82H80L82 84V87H81L80 83L78 84ZM96 82H98V83H96ZM83 83H85V84H83ZM99 83H101V85ZM90 84L94 85V87L91 86ZM105 84H106L105 87L102 86V85H105ZM107 84L110 85V86H108ZM77 85H79L78 88H76ZM87 86H88V88H87ZM89 86L92 89V93L89 92V91H86V90H88L90 88ZM96 86H97V88H96ZM83 87H84V89H83ZM80 88H82V90H85V91L83 92L82 90H80ZM93 88L94 89L96 88V90H98V91L94 90ZM75 89H76V91H75L76 93L79 92V93H77L78 95L73 91ZM91 89H89V90H91ZM105 89H106V91H108L107 93H106ZM122 89H124V90L121 91ZM99 90H101V94L102 95L99 94L100 93ZM134 90H136V92ZM81 91H82V94H81ZM102 91H103V93H102ZM121 92L124 95L123 94L121 95ZM74 93H75L76 96L74 95ZM83 93H85L84 96L86 94H88V93L89 94L84 97ZM104 93L107 96L108 95L109 96L107 97ZM80 94L82 95V97H80L81 96ZM92 94H94L95 96H93ZM96 94H97V96H96ZM137 94H134V95H137ZM103 95L105 97H103ZM262 95H263V93H262ZM68 96H73L75 99L79 96L78 98H80V99L77 100V102H76V100L74 101V98L71 97L73 99L72 100ZM121 96H123V97L121 98ZM137 96L143 97L141 93H140V95H137ZM86 97L88 99L91 97V101H93L95 97L96 98L98 97V98H101V101H98L99 102V104H98V102L96 101L98 98L96 100H94L93 102L96 101L97 103L95 102V104H98V105L95 106V104L93 102L91 103L90 100H88ZM84 98H86L88 101H86ZM260 98H262V99H260ZM259 99L264 103V96H260ZM35 100H36V102H35ZM80 100H82L84 103L81 102ZM102 100L105 101V102L103 101L104 104H101ZM123 100L119 101V98H118L117 101L122 103ZM260 100H259V105L260 106L257 105L258 108H260V109H258V112L256 111L257 109H254L253 110L254 114L255 113L259 114L260 110L262 109V104L263 103ZM33 101H34V103H33ZM78 101H79V103H83L82 105L88 104V105H86L88 108L86 106H84L85 107L84 108L83 106L79 105ZM86 102H88V103H86ZM119 102L118 103L116 102L114 104V106L116 107L117 105L121 104ZM35 103L37 105L34 106L33 104H35ZM63 103H64V105L62 106V110H61L60 109L61 108L60 105H62ZM105 103H107V105ZM68 104H70V105H68ZM76 104H78V105H76ZM91 104H93L94 107L92 106V108H91L90 107ZM69 106H70L71 109L69 108ZM65 107H66V109H64ZM12 108L15 109V113L16 114L14 113V110ZM90 108L92 110L91 112H94V114L97 113V115L93 114V116H91L92 114L90 113ZM93 108H94V110H93ZM96 109H99V110L101 109V112H99V110H96ZM63 110H64V112L66 110L70 111V112H71V110H73L72 111L73 113L71 112V114H70V112H69V114L66 115L67 112L65 114H64V112L63 113L61 112ZM109 110H111L110 112H112L113 109H109ZM8 111L11 114L10 113L8 114ZM87 112H88V118L89 119H91V117L96 116L97 119H98V122H97V119H96V121H94L95 120L94 118H96V117H94L93 118L94 120L92 122L93 124L90 123L91 126L92 125H94V126L91 127L90 124H89L88 126L91 127V129H89V127H85V129L83 130V126H81L80 124H82L83 120H84V122L88 120L87 118H86L87 120L84 119L85 117H87V114H86ZM98 112H99V114H102V115H99ZM110 112L107 111L104 116H108L107 114H109ZM253 112H250V117H251V115L253 116L252 117L253 120L250 119V122L252 121L251 123H253V121L255 122V119H256L257 122L253 123V126L255 124H258V123L259 124L256 125V127H254V128H257V130H264L263 129L264 128V124H261L260 122H258V120H259V119L257 120L258 115H256V114L254 115ZM61 113L66 115V116L64 117V115H62ZM25 114H26V116H29V115L30 116L27 118L25 116ZM81 114L82 115L85 114L84 117ZM8 115H9V117H8ZM12 115H14L15 119L13 118ZM31 115L35 116L34 117L35 119L32 118ZM37 115H38V117H37ZM74 115L75 116L77 115L76 117L79 120H81V123L78 122V119L76 117H73ZM79 115L82 116V117H80ZM10 116H11V118H10ZM23 116L26 117L27 119L26 118L23 119L24 118ZM39 117H41V119H39ZM43 117H45V118L43 119ZM46 117H47V120H46ZM48 117H49L50 120H51V118L54 117V119H56V121L52 119L53 122H51L48 119ZM98 117L101 118V119L99 120ZM73 118H76L77 121L73 120ZM81 118H83V119H81ZM57 119H59V121H57ZM26 120H28V121H26ZM33 120H35V121H33ZM38 120H39V122H38ZM71 120H73L74 122H71ZM63 121H64V124H65L64 126H63V123H62ZM66 121H67L68 124L66 123ZM20 122H23L24 124H26L25 122H31V123H28L25 126H21L22 124L20 125ZM34 122H35V124H34ZM36 122H38L39 124H37ZM69 122H71L72 126H66V124L69 125ZM55 123L59 124V125L61 123L64 128L67 127V130H66V128L64 129L65 133H64L63 127H61V125H60V127H61L60 129L63 130V132H61L62 130L60 131L59 125L57 126ZM77 123H80V124H77ZM1 124H4L6 126V128H5L4 125H1ZM17 124H19V125H17ZM27 125H29V126H27ZM31 125H34V127L31 126ZM52 125H54V127H50ZM9 126H11L13 130ZM15 127H17V128H15ZM37 127H40L39 131H41L40 134H42L43 136H41L38 133V131L37 132L35 131V129L36 130L38 129ZM45 127L47 129H48V127H50L49 128L50 131L49 130L47 131V129ZM70 127H72V128H70ZM4 128L6 129V132L8 131L7 133L3 132ZM18 128H21V129H19L21 131H19ZM23 128H24V130H23ZM42 128H43V130H42ZM51 128L52 129L55 128L53 130H55L54 132H56V134H57V132H58V134L60 133L59 135L62 134V136H60V139H62V141H64V142L61 141V143H59L60 139L57 142L58 145H59L58 147H56L58 152H59L58 148L61 146V144H62V147L65 150L63 148L61 149V147H60V150H64V154H62L63 151L58 153L57 150H55L56 148H52L51 151H53V152H51L50 154H52V153L53 154L50 155V157H48L47 159L43 158L44 160L46 159V162H45L44 160L42 161L40 156H38V154L36 153L37 152L36 149H38V147L40 146L39 145L40 144L39 141L43 144L45 139L48 136L49 137L46 139V141H48V139L49 140L54 139L52 136H54V137L58 136V134L56 135L54 132H51ZM73 128H74V132L72 130ZM75 128H77L79 131L77 129H75ZM80 128H82V130H80ZM260 128H262V129H260ZM56 129L58 131H56ZM11 130L14 132L13 134L11 133L14 136V138H13L12 135H10V136H12V138H8L9 137L8 134H10L9 132H11ZM71 130H72V132L69 133V131H71ZM75 130H76V132L78 131L81 134H79L77 132V134L79 136H74L76 134ZM22 131H25V133L22 132ZM27 131L28 132L29 131L33 132L34 135L32 133L27 134ZM42 131L43 132L47 131V132L43 133ZM82 131H85V132H82ZM15 132H17V133H15ZM20 132L23 133V134H21ZM49 132H51L50 134L52 136L51 135L46 136L47 135L46 133L49 134ZM19 133L21 135H23V136H20ZM63 133H64V135H63ZM82 133L84 135H82ZM14 134H16V135H14ZM17 134H19V136ZM44 134H46L45 135L46 137L44 136ZM65 134L68 135V136H66ZM29 135H30L31 138L29 137ZM31 135H33V138H32ZM186 135L187 134H185V136ZM207 135L205 137H207L208 139L205 138V137L202 139V140L205 139L204 140V142L206 141L205 143H202V141L200 142L199 139H198L199 141L198 140L193 141L194 140V139L192 140L193 137H191L192 141L190 142V139L189 138L187 139V137H190V136H187L186 137L187 141L185 140V142H186L185 144L186 145L183 144L182 147L184 148V146H186L185 150H187L190 146H194L192 144H196L197 145L196 147L197 148L199 147L198 150L194 146L195 147L194 150L192 149L193 147H191L185 152H181L180 154L177 153L176 155L179 156V158L177 157L175 159V161H173V163L169 167L170 170L171 169L175 170V168L177 167L176 168L177 170H175V171L171 170V171H173V172H171L170 170L164 169L165 172L158 173V176L159 175L160 176L157 178V182L160 183L159 185H161L162 188L158 184L157 185H158V187H160L159 189H164V190H160V191H162L163 194L158 190L160 192V193L158 192V194H160V195L162 194L161 195V200L159 201L160 204L158 203V205H161L162 201L165 202V204H166L167 202L165 200L168 201L169 197H172V198L169 199V202L167 204L170 203L171 199L172 200L175 199V201H171V203L169 204V206L171 205V207H169L167 205L165 207V204L161 205V206H164V207L157 206L160 209L159 210L157 208L158 209L157 212L158 211L161 212V210L163 209V211H162L163 213L161 212V215L159 217L157 215L160 214V212L157 213V214L155 213V215L153 216V219H155V220H152L153 223L155 221H158V222H155L156 225H155V223L153 225L152 221H150L149 219H144L143 223L146 222L144 224L146 227L147 226L148 227L151 226V228L153 227L152 228L153 230L151 228L149 229V231L151 230L152 232L150 231V234H147L146 230H148L147 229L148 227L145 228L146 229L145 230L144 226L142 225L141 226L142 228H141L140 231H142V233L145 234V235H143L139 231L140 233H137L138 235H136V236L134 235L135 238L133 236L132 239L130 238V240L125 242V244H122V245L117 244L116 247H115L113 241H112L113 245L109 244L110 242H108V241H106L108 243H106L105 241H102L104 246H103V244L101 242L102 245L100 244V249H102V248L107 249V247L108 248L109 247H111V248L114 247L115 248V250H113V248H112V250H110L111 249L110 248L108 250L110 253H108L107 250L105 251L103 249V251L105 252V256L106 257H107V255H110L106 259L104 258L105 262L107 264H115V263L116 264H121V262H124L127 259H129V256H130L129 262H132L131 264H134L135 262H136L135 264H138V263L139 264H141V263L149 264L148 261L149 262L151 261L149 259H152V254L154 255V257H153L154 262H156V263L151 261L150 264H157V263L160 264V261H157V258L155 259V256L158 257V260H159L161 258L159 256L160 255L163 256L165 253L168 254V255H171L174 258H180V257L188 256V262L189 263L187 262V264H194L193 262H195V264H202V263L203 264H238L239 262H240V264H264V184H263L264 183V177H263L264 176L263 175L264 174V155H262L259 152H256L255 154L258 153L256 155L257 158H253V156H255V154H250L249 158L246 156L247 159H248L247 160V159H245L246 157L244 156L245 153H246L245 149H247V146L246 145L245 146L242 145L240 147H243V149L241 148L243 151L240 152L241 151L240 150L238 153H236V155L239 154V156L235 158V156H233V153L230 152V150H228V149H230V146L232 147V142L230 141L231 138L229 136H225L224 134H223L224 136L223 135L221 136V134L212 135V136L210 134L208 136ZM15 136L18 137V138L15 139ZM209 136L211 138L213 136L214 137L216 136L217 138L213 137L212 139L216 140L217 142H215L214 140L209 138ZM23 137L25 138L26 141L22 140ZM27 137H29V138H27ZM38 137L40 139H38ZM42 137L45 138L44 141H43ZM36 138L38 139V142L36 141L37 140ZM219 138H220V140H218ZM11 139H12V141H11ZM18 139H21V140L16 142V140H18ZM29 139H31L32 142H33V139H34L35 140L34 141L35 145ZM41 139H42L43 142L41 141ZM6 141H9L10 145L7 144ZM66 142H67L68 145L67 144L63 145V143H66ZM187 142H189V143H187ZM211 142L214 143V144L212 143L213 147L211 145ZM15 143H16V145H15ZM19 143H21L20 144L21 146L24 145L22 149H24V147H25V149H27L28 145L26 146V144L29 143L28 151L27 150H22L21 148H19L20 147L18 145ZM24 143H26V144H24ZM36 143H39V144H37L39 146H37ZM200 143L204 144V145L201 146V145H199ZM228 143H229L230 146L228 145V147H226ZM5 144L8 145V146L6 147ZM188 144H190V145H188ZM13 145H15L14 146L15 148L14 147L10 148ZM205 145L207 147L206 152H205V148H206ZM35 146H37V148ZM55 146H57L56 143L54 144L53 147H55ZM187 146H188V148H187ZM34 147H35V149H34ZM202 147H205V148H203L204 150L202 149ZM219 147H221V148H219ZM208 148L210 150L212 148L213 149L215 148V149L214 150L212 149L211 152H209ZM222 148H223V150H221ZM10 149H12V151ZM29 149H32V152L36 151V152L33 153V156H32V153L30 152L31 150H29ZM199 150L200 151L202 150V153ZM215 150H216V152L214 153ZM224 150H226V151H224ZM19 151H21L20 154H18ZM25 151H27V152H25ZM190 151H191V155L189 157L187 156L188 158L186 159V155H184L183 153H185V154L187 153L188 154V152H190ZM11 152H12V154H11ZM13 152H14L15 155H13ZM22 152H23V155H21ZM192 152H194V153L196 152V156L200 152L198 157H200L199 159L201 160V162H205L206 160L208 162L211 161L210 163H208L206 161L205 163H207V165H202L203 167L206 166L205 168L202 167L203 171H201L202 169H200V172H199V170L197 171V169H196V171L195 170H193V171L191 170L192 166L195 169L196 165L200 162V160H199V162H195V164L197 163L195 166L191 165V164H194L193 161L197 160L196 156L193 157L195 154L192 153ZM223 152H225V153H223ZM24 153L28 154V155L25 154V156L27 155V157L29 156V153L32 156V157L31 156L28 157L26 159L27 160L26 162L23 159L19 160L20 159V155H21V158H23L22 156H24ZM221 153H222L223 156H221ZM229 153H231L232 155H230ZM201 154H205L204 156L206 158L204 156H203L204 157L203 158L201 156ZM209 154L212 157H210ZM241 154H242V156H244L245 160L242 158ZM259 154H260V157H258ZM180 155H182V156L184 155V156L181 157ZM35 156L36 157L38 156L37 157L38 159H36ZM208 156H209V158H207ZM227 156L229 158H230V156L234 157V159H236V162H238V160H239L238 164L239 163L244 164V161H245V164L243 166H241V165L229 166V163L233 162V158L231 160V158L229 159V158H227ZM14 157H16V159H14ZM180 157L181 158H185L187 161L185 162V159H184V161H183V159L181 161ZM190 157H193L195 160L192 161L193 158L191 159ZM223 157H226V158H223ZM9 158L13 159V160H17V161L19 160L17 162L18 164L16 162H14V164H13L12 160L10 161ZM189 158L191 159V161H190ZM31 159H32V162H29V161H31ZM34 159L37 160V162L40 159V161L38 162L40 164H38ZM50 159H52V160H50ZM178 159H180L179 162H177ZM217 159H219V160H217ZM224 159H226V161L228 162V164H227L228 168L225 166L226 165L225 164L226 161H224V163H223ZM250 159H252V160H250ZM22 160H23V162H25V163H23V165H22V162L20 163V161H22ZM33 160L36 163H34ZM203 160H205V161H203ZM188 161H190V162H188ZM11 162H12V164H11ZM48 162L49 163L51 162V163L48 164ZM182 162H184V163H182ZM201 162L199 163L200 165L202 164ZM236 162L234 160L233 163L237 164ZM187 163H188V165L190 164L189 166H191V167H189V166L187 167ZM205 163H203V164H205ZM211 163L215 164V167H213V164H211ZM19 164H21V166H19ZM177 164H179L180 166L178 167ZM232 164H230V165H232ZM248 164H250V165L248 166ZM210 165H212V166H210ZM182 166H183V168H181V172L182 173H180L181 176L184 173L183 171L186 169V167H187V170H185L186 174H183V176L181 177L179 174H177L180 171L179 172H176V171H178L180 169V167H182ZM223 166L226 167V168H224ZM245 166H246V168H245ZM188 168H189V170H188ZM197 168H200V166L197 165ZM166 170L169 172V174H168V172H166ZM209 170H211V174H207L209 172ZM190 171H192V173ZM189 172L191 174H193V173L197 174L195 172H198V174L201 173L200 174L201 176L200 175H195V178H194V176H193L194 174L189 176ZM164 173H166V174L164 175ZM212 173L214 174L215 177H217V179L213 176ZM229 173L235 174V176L233 175L234 176L233 177ZM19 174H21V175H19ZM173 174L175 176H173ZM202 174H203V176H202ZM206 174L208 175V177L210 176L209 178L207 177L209 180L206 178ZM188 176H189V178L191 177L190 179H192V180L188 179V182H186V180H187L186 178H188ZM196 176L197 177L199 176V180H198V178H196ZM229 176L230 177L232 176V177L230 178ZM237 176H238V178H237ZM218 177H220V178H218ZM221 177L223 178L222 181H225V179H226L225 183L220 181ZM225 177H227V178H225ZM168 179L171 180V184L174 185L176 183V185H178V187H180V188H178L176 185H174L175 187H177L176 188L177 191H176V189L174 187L175 191L177 193L179 192L178 193L179 194L178 197L180 196L179 199L176 197L177 193L176 192L174 193L173 185L170 184V181ZM193 179L194 180L196 179L198 182L194 181ZM202 179H204L205 181L202 180ZM210 179H211V181H210ZM167 180H168V182H166ZM189 180L192 181V182H190ZM4 181H5L6 184L2 183ZM161 181H162V183H161ZM174 181H175V183H174ZM209 181H210V183H209ZM7 182H9V181H7ZM211 182L214 185H215V182H216V184L218 183L220 186L218 187V185H217L216 186L217 189H214L213 185L211 184ZM197 183H199V186H198ZM29 184H30V186H32V181H30L29 183L24 185L20 190L24 191V187H26V189L28 190V188H30V186L28 187L27 185H29ZM209 184H211V185H209ZM194 185H196V187H194ZM202 185H203V188H202ZM205 185L206 186L208 185V187L207 188L204 187ZM209 186H211V187H209ZM222 186L225 187V188H223ZM49 187L52 188V186H49ZM190 187L192 189H190ZM198 187L200 188V190L198 189ZM220 187L223 188V189H221ZM196 188H197V190H196ZM219 188L221 189L222 193L219 192L220 191ZM26 189H25L24 193L27 191ZM212 189L216 190V191H213ZM20 190H18L17 192L14 191L15 194L13 193L12 189H11L12 192H9L10 189L9 190H5V192H3V193H6L4 195L7 198H5L6 200L2 199V201H1V196L2 197L4 196L3 194H1V196H0V201H1L0 202V207L4 208L5 205L9 201L15 199L18 196H22L24 193L22 191H20ZM205 190H207L206 191V195H205ZM223 190H225V194H227V193H230V194L225 196ZM198 191L199 192L202 191L200 193L201 195L199 194L200 196H196V195H198L196 193ZM7 192H9V194ZM19 192H21V193H19ZM165 192L167 193V196H166V194H164ZM184 192L186 193L185 195L183 194ZM211 192H214L215 194H217V192H219V196H218V194L216 196L214 193H211ZM17 193H19V194H17ZM209 193H210V195L212 194L211 196L214 197L213 198L214 200L211 198V196H209ZM202 194H203V196H202ZM11 195L12 196H16V197H12ZM163 195L165 197H163ZM181 195H183V196H181ZM173 196H174V199H173ZM186 196H188L189 199L192 196L190 200H191V205L193 207L190 205V203H189L190 200L189 199L187 200ZM204 196H207L208 198L204 197ZM223 196H225L227 198V200H230L229 198L231 197L234 201L231 199L233 202L231 200L229 202H232V204H234V205L232 206L231 203H229L228 201H226L224 199L225 197L223 198ZM8 197L10 199H8ZM202 197L206 198V199H203ZM162 198H165V199L162 200ZM192 198H193V203H192ZM215 198L217 199V201H216ZM219 198L222 200V203H221V200ZM176 199L177 200H180V199L182 200V201H180V203L182 202L181 204L182 205L184 204V206H182L181 204H178L182 208L176 204V203H178V201ZM210 199H212V200H210ZM218 199H219V201H218ZM223 199L228 204L225 203V205H224V203H223L224 200ZM29 201H30V198L26 199V201H25L26 204L24 203V205L26 206L29 203ZM187 201H188V203H187ZM194 201L195 202L196 201L197 202L200 201V202H198V203L196 202L195 203ZM213 201H215L217 203L214 204ZM172 202H174V203L176 202L175 204L173 203L174 206H172ZM201 202H202V204L204 206V209H202L203 212H201V210H198L199 209L198 207H200V209L203 207ZM218 202H220L221 205L218 204ZM185 203H187V204H185ZM199 203L201 204L200 206L198 205ZM209 203H211L212 205H210ZM204 204H206V206ZM24 205H23L21 211L25 208ZM186 205H187L188 208L186 207ZM189 205H190V208H189ZM195 205H196V207H195ZM207 205L210 206V207L208 208ZM229 205L231 206V208L229 207ZM219 206H220V208H219ZM221 206H223L224 208H222ZM225 206H228L232 211L233 210L234 211L231 212V210H229V208H226ZM216 207H217V209H214ZM166 208H167V210L170 208V211L172 210L171 208H173V210H172V212H168V211H166ZM184 208H187V209H184ZM192 208L194 210H192ZM225 208L228 209L229 212L232 213L231 214L232 216L229 215L228 217H232L233 219L232 218L231 219L228 218L226 214H222V212L224 213V211H227ZM195 209H196V211H195ZM39 210L41 211L42 209H39ZM39 210H38V212H39ZM210 210H211L212 216L210 214ZM0 211H1V209H0ZM173 212H175V213L177 212V214L174 213L175 215H173L172 214ZM183 212L185 214L181 215V214H183ZM193 212H194V214H193ZM198 212L200 213V215L203 214V213L204 214L202 216H200ZM220 212H221V214H220ZM178 213L180 214V216H185L187 219L185 217H184L185 220L183 219L184 221L182 219L181 220L178 219V216H179ZM190 213H191L192 216L189 215ZM163 214L164 215L167 214L168 217H167V215L165 217L162 216ZM195 214H197V215H195ZM176 215H178V216L176 217ZM204 215H206V217ZM60 216L61 217H58V218H63V216H65V215L62 214ZM15 217H16V215H14V217H11V219L15 218ZM156 217H158V218H156ZM160 217H161V219H160ZM162 217H164V218H162ZM166 217H167V219H166ZM169 217H171V218H169ZM172 217H174V219ZM199 217H201V218L203 217L204 219L202 218L203 220L200 219V221H199ZM27 219L31 223L33 218L31 216H27L25 218V220L23 219L22 222L15 227V230L13 232H16V231L20 232L21 231V233H23L25 238H27V237L29 238L30 237V241H31V236H32V240H34V239L40 238L43 235L46 236V237H50L51 235H55V234L58 233L57 231H55V228H54V230H52L53 229L52 227H54L55 223L58 222L59 219L57 221L55 219L56 222L54 220H52L53 222L47 220V222L46 221L38 222V224H35V225L34 224L33 225L29 224V221H27L29 225L34 226V230L28 224L25 225V223H27L26 222ZM159 219L162 220V221H159ZM170 219H173L171 221L172 223L170 222ZM190 219H192L194 222H192V220H190ZM166 220L168 221L167 222V227H168V224H169V228H166L164 226L166 228V230L168 229V231H169L171 229L170 226H173L172 228L174 229V231H170L171 234L169 232H167L165 230V228L162 229L163 227H160L161 226L160 223L162 222V224L163 223L166 224ZM176 220H178V223H177ZM188 220H189V222H191L193 224H189ZM195 220H198V221H195ZM10 221H11L10 219H5V220L0 219V222H1L0 223V228L2 226H4V225L8 224ZM48 221H49V223H48ZM148 221H149V223H148ZM173 221H174V223H173ZM179 221H180V224H179ZM182 221L185 222V223H183ZM150 223H152V224H150ZM158 223H159L160 226L158 225ZM181 224H187V225L181 226ZM40 225L43 227V229L41 228ZM48 225H50L49 227H51V226L52 227L49 228V227H47ZM38 226H40L39 228L42 231H45V232H42L38 228L39 233H37L38 230H36V228ZM154 226L155 227L159 226L160 228L158 227V229H157V227L155 228ZM29 228L31 229L30 230L31 232L28 230ZM175 228H177V229L180 228L179 232H178L177 229L175 230ZM155 230L156 231L158 230V232L160 231L162 236L158 232H156V234H154L155 232H153V231H155ZM164 230H165V232H163ZM33 231H35L36 234ZM149 231H148V233H149ZM166 232L169 233V234L166 235ZM175 232H177V233H175ZM6 233H9V231H7ZM151 233L154 234V235H151ZM172 233H174L173 234L174 238H175L174 240H173ZM39 234H41V235H39ZM140 234H142V235H140ZM0 236L2 238L3 234L0 235ZM140 236H141V238H140ZM142 236H143V239H142ZM144 236H146L145 239H144ZM150 236H151V238H154V236H156V238H154V240H152L150 238ZM165 236H166V239H165ZM233 236H234V240H233ZM133 238L135 240L139 241V242H137V241L134 242ZM138 238H140L141 240L138 239ZM160 238H162V239H160ZM131 240H133L134 244H136V242H137V244H139V246H137V244H136L137 247L133 246V244H132L133 242L131 243ZM154 241H155V243H154ZM151 242H152V244H151ZM26 243H28V242H26ZM140 244L142 245L143 248H141ZM155 244H158L159 247L162 248V250L160 248H158V245L156 246ZM18 245L20 247H22L21 244H17V245H15V247L17 246V248H19ZM129 245H131V246H129ZM167 245H168V247L171 246V248L170 247L168 248ZM121 246H122V248H121ZM134 247L136 248V250L138 248L139 251H141V252L143 251L142 252L143 254L141 252H139V251H137V252L139 253L140 256H142V255L146 256V257H144L145 261H146V258L148 256V255H146V251L150 249L149 251H147V254H148L152 250L151 251L152 254H149L150 257L148 256L149 259L147 258V261H146L147 263L143 261V259H142L143 256L140 257L137 254L139 256V258H138V256L136 255L137 252L134 251L135 250ZM147 247H149V248H147ZM155 247L158 248L157 250L160 251V254H159V252H158V254L155 253V252H157ZM117 248H119L120 250H118ZM139 248H141V249H139ZM165 248L168 249V251ZM145 249H146V251H145ZM163 249H165V250H163ZM111 251H114V252H111ZM153 251H155V252H153ZM161 251H163V254H161L162 253ZM121 252H123V253L120 254ZM130 252L133 254V256H131L132 254ZM112 253L113 254L115 253L114 256H113ZM117 253L120 254V255L117 256L116 255ZM125 253L127 255L131 254V255L127 256L126 260H125V257H126ZM111 256H113V257H111ZM114 257H115L116 260L114 259V261L111 260L112 262H110L109 259H111V258L113 259ZM120 257H121V260L123 259L122 261L120 260ZM136 258H138V260ZM117 260L119 262L120 261L121 262L117 263L118 262ZM115 261H117V262H115ZM137 261H138V263H137ZM126 262L129 263L128 260ZM126 262H124V263L127 264ZM180 263L177 262L176 264H180Z\"/></svg>",
  "mask_w": 264,
  "mask_h": 264
},
{
  "label": "crops",
  "instance_id": "obj_3",
  "mask_svg": "<svg viewBox=\"0 0 264 264\" xmlns=\"http://www.w3.org/2000/svg\"><path fill=\"white\" fill-rule=\"evenodd\" d=\"M243 2L252 23L262 26L264 24V0H243ZM261 30L264 31V27H261Z\"/></svg>",
  "mask_w": 264,
  "mask_h": 264
}]
</instances>
